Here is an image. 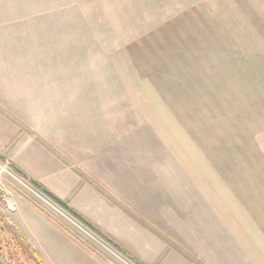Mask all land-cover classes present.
I'll return each instance as SVG.
<instances>
[{
	"label": "rangeland",
	"instance_id": "1",
	"mask_svg": "<svg viewBox=\"0 0 264 264\" xmlns=\"http://www.w3.org/2000/svg\"><path fill=\"white\" fill-rule=\"evenodd\" d=\"M0 34L8 76L35 79L38 104L60 113L68 136L99 145L118 175L155 180L163 158L157 125L204 124L207 109L219 105L210 101L221 96L227 126L246 143L264 141V0H0ZM0 164V210L10 186L120 264L32 196V180L2 157ZM5 235L11 264H37ZM163 239L166 250L178 247Z\"/></svg>",
	"mask_w": 264,
	"mask_h": 264
},
{
	"label": "crops",
	"instance_id": "2",
	"mask_svg": "<svg viewBox=\"0 0 264 264\" xmlns=\"http://www.w3.org/2000/svg\"><path fill=\"white\" fill-rule=\"evenodd\" d=\"M2 48V159L142 264H264V141L246 143L242 132L227 126L223 96L210 101L219 105L207 109L204 124L157 125L163 158L148 184L127 170L118 175L115 160L102 155L99 145L80 141L77 133L68 136L60 113L48 102L38 104L30 90L36 80L8 76ZM212 134L221 142H208ZM6 187L12 195H3L0 212L37 263L112 264L53 215ZM163 238L188 259L178 247L166 250Z\"/></svg>",
	"mask_w": 264,
	"mask_h": 264
},
{
	"label": "built area",
	"instance_id": "3",
	"mask_svg": "<svg viewBox=\"0 0 264 264\" xmlns=\"http://www.w3.org/2000/svg\"><path fill=\"white\" fill-rule=\"evenodd\" d=\"M0 168L5 169L4 165L0 164ZM32 184V187H28L29 191L32 193L39 202L46 206L51 212H53L57 216H61L72 227L85 239L92 242L97 248H103L112 258L120 264H132L128 261L127 257L122 253L118 252L114 248L110 247L107 243L105 244L101 237L98 235L96 231H94L88 224L80 220L74 214L69 212L59 203L54 201L44 190L37 187L35 184ZM52 213V214H53ZM69 228V227H68ZM71 229V228H70ZM73 231V230H72ZM75 232V231H74ZM76 233V232H75ZM79 235V236H80ZM81 237V238H82Z\"/></svg>",
	"mask_w": 264,
	"mask_h": 264
},
{
	"label": "trees",
	"instance_id": "4",
	"mask_svg": "<svg viewBox=\"0 0 264 264\" xmlns=\"http://www.w3.org/2000/svg\"><path fill=\"white\" fill-rule=\"evenodd\" d=\"M33 184H35L37 187H39L36 183H34L32 181ZM41 189V187H39ZM43 190V189H42ZM48 194V193H47ZM54 201H56L57 203H59L61 206H63L65 209H67L69 212H71L72 214H74L76 217H78L75 213H73L72 211H70L64 203H62L61 201H59L58 199H56L55 197L51 196L50 194H48ZM79 218V217H78ZM80 219V218H79ZM82 220V219H80ZM83 221V220H82ZM84 222V221H83ZM87 224V223H86ZM9 234L10 238L12 239L13 243L15 244V246L20 249L24 254V256H29L32 255L33 256V251L31 249V247L27 244V242L24 240V238L12 227L10 226L7 221L5 220V218L3 217V215L0 212V264H11L10 263V249H8L9 247V240H7L6 235L5 234ZM10 255V256H9ZM37 264H41V263H37Z\"/></svg>",
	"mask_w": 264,
	"mask_h": 264
}]
</instances>
